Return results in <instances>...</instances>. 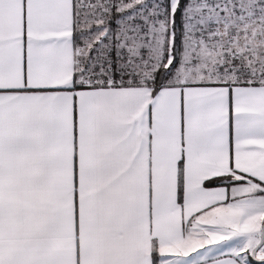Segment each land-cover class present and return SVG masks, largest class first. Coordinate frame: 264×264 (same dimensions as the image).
<instances>
[{"label":"snow or ice","instance_id":"obj_1","mask_svg":"<svg viewBox=\"0 0 264 264\" xmlns=\"http://www.w3.org/2000/svg\"><path fill=\"white\" fill-rule=\"evenodd\" d=\"M0 264H264V0H0Z\"/></svg>","mask_w":264,"mask_h":264},{"label":"crops","instance_id":"obj_2","mask_svg":"<svg viewBox=\"0 0 264 264\" xmlns=\"http://www.w3.org/2000/svg\"><path fill=\"white\" fill-rule=\"evenodd\" d=\"M222 258H226V257H222Z\"/></svg>","mask_w":264,"mask_h":264}]
</instances>
